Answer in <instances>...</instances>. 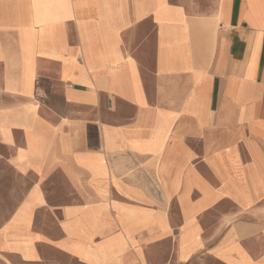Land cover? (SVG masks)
I'll return each instance as SVG.
<instances>
[{
  "label": "crops",
  "instance_id": "0c3cea01",
  "mask_svg": "<svg viewBox=\"0 0 264 264\" xmlns=\"http://www.w3.org/2000/svg\"><path fill=\"white\" fill-rule=\"evenodd\" d=\"M2 261L264 264V0H0Z\"/></svg>",
  "mask_w": 264,
  "mask_h": 264
},
{
  "label": "rangeland",
  "instance_id": "374dc122",
  "mask_svg": "<svg viewBox=\"0 0 264 264\" xmlns=\"http://www.w3.org/2000/svg\"><path fill=\"white\" fill-rule=\"evenodd\" d=\"M3 263H5V261H2V264H3ZM6 263H7V262H6ZM12 264H14V263H12Z\"/></svg>",
  "mask_w": 264,
  "mask_h": 264
}]
</instances>
